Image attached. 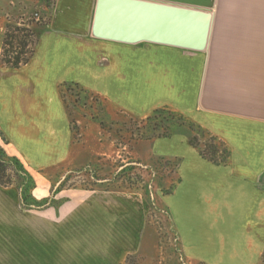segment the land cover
Instances as JSON below:
<instances>
[{
	"label": "crops",
	"instance_id": "obj_1",
	"mask_svg": "<svg viewBox=\"0 0 264 264\" xmlns=\"http://www.w3.org/2000/svg\"><path fill=\"white\" fill-rule=\"evenodd\" d=\"M159 1L212 12L206 50L96 38L92 27L97 0H54L52 10L46 0H0V34L33 10L51 12L26 64L15 68L1 62L0 42V137H6L0 146L21 162L37 187L33 171L58 168L72 152L71 119L59 84L75 81L109 97L92 83L100 77L112 81L111 75L121 73L123 93L142 107L132 112L146 117L168 104L230 148L228 163L218 165L189 145L182 149L176 155L182 160L173 194H185L192 208L225 209L221 194L232 186L234 207L242 209L247 203L243 193L264 197V0ZM19 182L0 183V264H127L132 255H155L158 242L149 233L148 204L142 197L95 188L67 200L61 196L64 188L52 196L47 188L37 198L35 187L32 198L46 202L35 205L29 200L26 205ZM213 191L218 198L210 197ZM254 207L264 210V202L254 205L253 200ZM181 220L175 219L181 231V225H193ZM209 221L203 220L205 226ZM215 223L219 228L210 225V231L235 233L238 246L228 253L233 256L235 250L239 264H260L262 236L242 233L237 219L219 217ZM219 259L225 258L221 254Z\"/></svg>",
	"mask_w": 264,
	"mask_h": 264
},
{
	"label": "rangeland",
	"instance_id": "obj_2",
	"mask_svg": "<svg viewBox=\"0 0 264 264\" xmlns=\"http://www.w3.org/2000/svg\"><path fill=\"white\" fill-rule=\"evenodd\" d=\"M36 12H38L40 16H45V20L37 21L34 16ZM50 13V10L49 14L43 10H33V12H30L26 17L14 19V24H8L7 28L0 34V42L4 45L8 31L15 30L10 29L11 25H18L22 28L30 27L33 31L32 35L27 38L25 37V32L14 31L13 33H15L14 35L16 38L10 41L11 43L14 42V44L7 46L8 50L13 51L15 54L23 50V48L20 47V41L25 39L28 42L26 51L30 54V51L35 48V43L39 38L40 32L48 27L51 17ZM3 54L4 50L2 51L1 62H3ZM92 57H96L94 53ZM116 70H118V68ZM122 75L121 73L111 75L112 79H114L112 81H107V77H100L98 82L93 81L92 84L103 89L106 94H109V97L79 83L86 89L104 98L103 105L105 110L103 112L100 110L99 112L98 102H91V105H95L93 109L87 107L81 110L76 108V111L73 109L76 120L73 125L74 130L71 128L72 152L68 159L63 162V165L58 168L54 167L50 170L40 169L33 171L35 177L38 178V186L34 191L35 196L37 198L43 197V195L46 194L47 188L50 189V195L52 196V193L54 192L55 194L60 189V185L65 182V186H62L64 189L61 187V189L65 190L61 193V196H66L65 198H67V200L74 197L76 193H80L81 190L89 188H100L104 191H106L107 188H112V190H109L110 192H117L116 189H118V192H129L133 193L131 195L142 197L148 204L149 233L151 232L152 235H154L158 244L156 246L155 255H132L128 257L127 264H239L242 261L234 255L235 250L233 251V256L228 253V249L230 250L238 246L235 242V233H230L228 230L210 231V225H215V228L212 229L219 228V224L215 223V220L217 221L219 217L226 216L227 218L237 219L238 223H242V225L239 226L242 233L250 234L252 232L254 234L255 232V234H259L264 239V210H262L261 207L252 208L253 200L255 205L256 201L262 200L264 202V197L257 194L243 193L242 200L247 203H244V208L235 209L233 203L236 198V193L231 189L232 186H228L227 189L229 191L226 192V194H221L223 200L227 202L226 207H224L225 209L203 211L192 208L193 204L187 202L185 194L174 195L173 192L165 194V192H163L164 190H161L158 184L156 185V182H158V179L156 180L155 178L157 177L156 172L149 168L156 157L165 156L179 160L181 159L180 156L176 157V155L182 153L181 150L189 145L205 160L215 165L218 164L204 156L201 152L202 149L190 144L188 137L183 134H175L173 135L174 138L171 136V138L153 140H141L136 134L132 135L133 129L135 132H138L137 129L142 125L141 120L133 118L132 115L142 118H144V115L141 114L142 112L135 113L132 112L133 110L131 111V109L142 107L134 103L133 99L130 98L131 95L128 97L127 93L126 95L123 93V86H126V81ZM65 82L75 81H64L63 83ZM63 83L59 84L60 97L66 114L69 117L67 103L62 96L61 86ZM130 84L134 85V83ZM136 85L138 86V83H136ZM125 92L127 91L125 90ZM67 96L69 102H71L73 96L70 95V93H68ZM163 106L171 107L168 104H164L156 108ZM171 108L176 109L174 107ZM93 113L101 114L102 118L105 117L109 122L105 123L102 127L94 118L95 116ZM118 122L121 124L118 125ZM2 140L6 141L4 135L0 137V141ZM207 140V138L201 136L202 143ZM10 163L13 165L9 166V175L14 173L11 168L17 167L14 161H10ZM180 163L181 161H179L178 168ZM130 165L134 166L131 176L138 180V182L134 184V188H136L134 191H131L132 189L128 190L129 183H125L129 171L124 173L126 175L122 176V180L121 178L119 180H114L120 171H125L123 169ZM168 172L169 171L166 170L165 175ZM172 173L167 175L168 177L164 189H167L171 183L172 177L170 175H174L176 178L175 184L179 181L177 171L173 169ZM14 177H16V175H14ZM66 178H68L67 181H65ZM17 179L18 178L13 179L12 177L10 179L9 176H6L4 181L11 180L13 182V180L16 181ZM95 180L99 183L98 185L95 184ZM112 180H114V182H112ZM152 182L153 187L151 185ZM145 184H149L150 187H152L148 195L145 193ZM198 192H201V190ZM205 195H207V193ZM210 197L214 199L219 196L213 191ZM65 198L63 200H65ZM175 219L177 222L181 219L188 221V223L193 221V225H181L183 229L182 232L175 222ZM204 219L208 221L211 220L212 222L209 221V225L205 226L203 222ZM197 221H201L203 225L197 224ZM227 228L229 229V227ZM183 235L189 240L187 244L186 242H182ZM185 236H183V239ZM149 240L150 238L147 237V241ZM224 240H227V246L223 244ZM188 250L191 259L187 257ZM221 254L225 259H219ZM260 264H264V254Z\"/></svg>",
	"mask_w": 264,
	"mask_h": 264
},
{
	"label": "trees",
	"instance_id": "obj_3",
	"mask_svg": "<svg viewBox=\"0 0 264 264\" xmlns=\"http://www.w3.org/2000/svg\"><path fill=\"white\" fill-rule=\"evenodd\" d=\"M47 5L48 7H51L53 5L51 0H47ZM10 29H15L14 31H22L25 32L26 35L25 37H29L32 35L33 31L30 29V27H19L18 25H11ZM14 31H8L6 35V39L3 45V63L9 67H20L23 64H26L29 62L31 57L34 54L35 48L30 51V54L28 51H26V47L28 46V42L23 39L20 41V47L23 48L22 51L16 52L14 54L13 51L8 50L7 46L10 44H14V42H10L13 40L15 37ZM24 37V38H25ZM38 41V40H37ZM37 41L35 43V47L37 44ZM26 54V55H25ZM62 88V96L64 97L67 107H68V112L69 116L71 119V128L74 130L73 125L75 124V114L73 111H76V108L78 110H81L83 108H95V105H91V102H98L99 103V112L102 110V112L105 110L104 108V98L88 89H86L84 86L79 84L78 82H65L61 86ZM70 93V95L73 96L72 101L69 102L67 94ZM75 107V108H73ZM74 109V110H73ZM97 110V109H96ZM94 118L100 125L103 127L105 123H108L104 118H102V115L99 113H93ZM131 116V115H130ZM133 118H137L138 120H141L142 125L140 128H138V132H135L133 129V134L132 135H137L141 140H153L156 138H168L171 137L175 134H183L188 137L190 144L193 146L199 147L202 149V154L204 156L208 157L212 161L216 162L217 164H227L229 161L230 157V148L228 145L221 140L218 136L212 134L209 130L201 126V124L197 123L194 121L192 118L187 116L184 113H181L180 111L173 109L169 106H163L160 108L154 109L148 116L142 118L139 116L132 115ZM113 122V121H112ZM117 122V121H115ZM121 124L118 122V125ZM114 125V124H113ZM201 136L207 138L208 140L202 143L201 141ZM10 161H14L15 164L17 165L16 168H11V170L14 173H11V175L8 174V170L10 169V165H13L10 163ZM181 159H171L165 156L161 157H156V159L153 160V162L150 165V169L156 172V180L158 179V182H156V185L160 187L161 190H164L165 194L173 192L175 189L176 185L175 184V177L174 175H170L172 177L171 183L167 189H164L166 186V179L167 175L172 173V170L174 169L177 171L178 164ZM134 166L130 165L125 167L123 170L125 171H120L118 173V176L114 180H121L123 179L122 176H125L126 172L129 173L127 176V179L125 180V183H129L128 190L132 189L131 191L136 190L134 188V184L138 182L137 179L131 176L132 170ZM127 170V171H126ZM166 170L169 171L166 175ZM173 174V173H172ZM14 175L18 176L20 179V188L22 190V198L24 201V204H28L29 200L32 201V204L35 205H41L42 203L46 201H39L36 198H32V190L36 187L35 182L33 181L32 176L25 170L24 166L21 164V162L15 158L8 156L6 151L4 150L3 147L0 146V183L2 184H10L12 183L11 180L9 181H4V178L6 176H9L13 178ZM68 178H66L65 181H67ZM112 180V182H114ZM95 184H99L96 182ZM64 184V185H63ZM150 184V183H149ZM149 184H145V193L148 195L149 191L152 190L151 188L153 187V182H152V187H150ZM65 186V182L60 185L61 187ZM62 187V188H63ZM59 189V190H60ZM90 189V188H89ZM95 189V188H93ZM58 190V191H59ZM106 190H112V188H107ZM115 190V189H114ZM122 190V189H120ZM118 191V189H116ZM56 205V204H54Z\"/></svg>",
	"mask_w": 264,
	"mask_h": 264
},
{
	"label": "water",
	"instance_id": "obj_4",
	"mask_svg": "<svg viewBox=\"0 0 264 264\" xmlns=\"http://www.w3.org/2000/svg\"><path fill=\"white\" fill-rule=\"evenodd\" d=\"M212 12L159 0H97L92 34L122 43L149 42L204 51Z\"/></svg>",
	"mask_w": 264,
	"mask_h": 264
},
{
	"label": "built area",
	"instance_id": "obj_5",
	"mask_svg": "<svg viewBox=\"0 0 264 264\" xmlns=\"http://www.w3.org/2000/svg\"><path fill=\"white\" fill-rule=\"evenodd\" d=\"M52 1V3H53V0H51ZM35 19L37 20V21H44L45 20V16H40V14L38 13V12H36L35 13Z\"/></svg>",
	"mask_w": 264,
	"mask_h": 264
}]
</instances>
